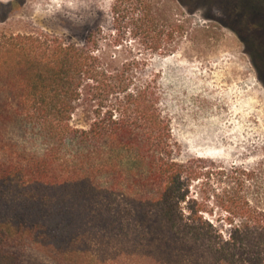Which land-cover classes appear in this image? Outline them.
I'll return each instance as SVG.
<instances>
[{
    "label": "trees",
    "instance_id": "obj_1",
    "mask_svg": "<svg viewBox=\"0 0 264 264\" xmlns=\"http://www.w3.org/2000/svg\"><path fill=\"white\" fill-rule=\"evenodd\" d=\"M128 2L147 54L174 53L161 37L187 21ZM204 3L250 34L264 65V0ZM103 37H0V264H87L74 246L96 221L168 264H264V180L183 157L151 59H122Z\"/></svg>",
    "mask_w": 264,
    "mask_h": 264
},
{
    "label": "rangeland",
    "instance_id": "obj_2",
    "mask_svg": "<svg viewBox=\"0 0 264 264\" xmlns=\"http://www.w3.org/2000/svg\"><path fill=\"white\" fill-rule=\"evenodd\" d=\"M145 1L138 13L187 21L186 30L175 32L173 40L161 37L162 47L169 42L174 53L147 54L140 36L134 37L143 27L133 20L128 0H0V37L46 32L83 45L90 30H101L103 44L122 59L148 55L160 73L161 107L182 156L246 169L262 183L264 65H254L250 34L222 26L215 19H224L223 13L204 0ZM115 4L122 6L120 17L114 14ZM75 247L87 264H168L166 255L131 249L115 225L103 221L87 227Z\"/></svg>",
    "mask_w": 264,
    "mask_h": 264
}]
</instances>
